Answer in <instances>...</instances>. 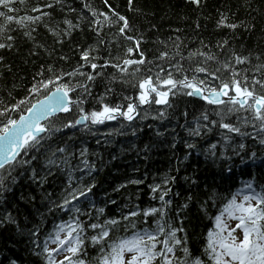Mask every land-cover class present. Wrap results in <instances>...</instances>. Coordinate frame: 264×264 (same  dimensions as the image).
Wrapping results in <instances>:
<instances>
[{
    "label": "trees",
    "instance_id": "16d2710c",
    "mask_svg": "<svg viewBox=\"0 0 264 264\" xmlns=\"http://www.w3.org/2000/svg\"><path fill=\"white\" fill-rule=\"evenodd\" d=\"M44 2L45 0H26L24 4L17 3V15H39L31 9L33 6L42 7ZM47 2L52 3L53 8L43 10L50 12L51 17L44 18L33 26L36 29L32 33L33 38L24 35L25 29H18L11 33L15 37L13 47L0 49V57H3L0 60V111L11 109L20 100L27 101L19 111L9 112L11 118L18 119L33 103L48 94H31L29 89L36 80L52 75V72L48 71L49 68L56 73L71 72L83 63L80 54L89 46L98 48L94 55L99 57L96 61L99 64L107 60L122 63L124 58L140 59L139 52H143L146 62L139 66V72H134L135 65L129 67V73L134 75L119 73L110 66L103 70L97 69L103 74L91 83V95L79 88L71 93L74 101L78 98L83 101L82 106L86 112L99 110L101 97L103 102L110 106L121 105L126 108L129 100L125 97L138 103L135 99L140 91L138 81L147 76H152L155 81L161 67L165 69L160 72L161 78L166 77L168 71H172L177 79L183 78L184 75L191 79L195 75L197 79H204L210 86L216 87L220 85L221 80L230 82L231 69L226 70L223 67L224 63L229 61L241 79L245 76L248 78L249 85L253 79L264 80V67L257 70L258 66H264V0H201L199 6L190 0H133L131 9L127 0H109L111 8L104 0ZM85 4L97 12L111 15L114 10L124 15L131 24V30L126 35L134 39L128 41L125 36H121L118 33L119 25H105L97 35L95 25L91 23L95 18L91 11L85 8ZM222 16L227 17V23H234L237 27L232 29L218 26ZM65 20L71 21L76 27L68 29ZM12 27L17 28L16 25ZM50 28L59 34L54 35ZM60 29H66L70 34L60 33ZM101 40L103 42H100ZM135 40L140 41L138 51L135 49ZM128 47H132L134 52L126 55ZM198 51L212 55L215 59L206 61L202 56L189 59L191 53ZM162 53H167V56L161 58ZM233 54L248 57V62L236 64ZM176 65H181L184 71H176ZM197 66L207 68L208 72H215L219 68L217 75L220 79L213 80L207 73H195L193 69ZM81 70L91 71L87 67ZM40 72L44 73V77L37 75ZM65 80H70L75 85L83 78L65 76ZM256 91L264 94V89L259 85H256ZM169 103L172 107L151 104L146 111L153 117L146 118L141 115L133 120L129 127L124 125L128 121L118 118L103 125H78L57 133V138L68 142L77 155L82 147H86L89 153L97 154L89 156L98 169L93 173L95 180L84 177L86 182H94L96 187L90 193V199L79 200L72 208L65 209L66 206L59 209L43 198L41 189L35 184L29 186V181L25 180L23 184L14 187L15 196L11 193L6 195L10 202L14 201L18 205L22 213H30L27 227L38 231L37 243L41 247L36 248L27 237L20 236H16V239L23 242L13 246L8 240L11 233H4L0 235V248L4 244H7L8 248H14L23 258L21 264H46L42 251L44 240L55 234L60 222L73 221L77 216L84 223L95 222L97 217L101 222L108 219L118 220L119 224L110 233L112 238L129 236L135 231L149 227L150 224L154 227L152 217L145 218L141 214L124 220L123 216L130 211L142 213L150 207H160L158 196L165 187L163 181L165 178L175 177V180L167 185L171 190L165 200L172 202L169 205V215L174 218V226L178 227L181 221L183 222L186 233H178V236L187 234L189 246L195 244L202 251L206 233L214 227L213 218L231 198L238 178H250L258 189L264 188V146L258 141L253 143L251 139L235 137L232 147L239 142L246 145L244 151L248 155L242 160L231 148L225 146L222 139V134L226 132L224 129L212 127L200 137H189L184 125L190 124L194 127L195 118L203 112H208L210 119L217 120L219 117L215 113L221 111L224 106L209 105L183 92L170 94ZM160 112L165 113L164 118L159 117ZM184 113H188L187 117ZM78 117L79 112L73 107L70 114L57 115L51 119L60 126ZM230 122H237L235 115H231ZM2 126L0 124V127ZM247 130L255 134L251 127ZM182 140L195 142L197 148L187 149ZM173 142L176 143L175 148L171 147ZM212 144L217 145L216 157L206 154ZM252 152L256 153L254 161L250 159ZM43 162L42 155L40 163ZM78 163L79 160L74 159L73 168L61 171L58 173V179L49 186L46 185L49 192L55 193L53 200L62 202L63 190L70 183L83 187V182L79 181L82 173L74 170ZM229 167L233 169L231 173L227 171ZM130 180L143 182L131 184ZM222 182L226 185L224 189L220 186ZM156 184L161 185V192L153 193L151 187ZM21 192L36 195L34 204L19 201ZM188 197H191V200H188ZM113 200L115 203H112ZM185 203L188 208L181 210ZM5 208L6 206H0V214L4 213ZM49 208L52 210L49 211ZM75 208H79L80 213H77ZM99 209L104 211L101 213ZM23 218L20 217L21 220ZM145 219L148 220L147 224L144 223ZM96 231L87 229L90 235H95ZM86 244V258L91 264H95V246L90 239L86 240ZM5 255H10L6 248L0 252V259Z\"/></svg>",
    "mask_w": 264,
    "mask_h": 264
},
{
    "label": "snow or ice",
    "instance_id": "6c2138e0",
    "mask_svg": "<svg viewBox=\"0 0 264 264\" xmlns=\"http://www.w3.org/2000/svg\"><path fill=\"white\" fill-rule=\"evenodd\" d=\"M60 0H57L59 3ZM191 3L199 6L201 0H190ZM17 3L24 4L26 0H0V49H11L15 37L11 34L18 29H25L24 35L33 38L32 33L36 30L35 25L40 23L44 18H50L51 13L44 11V8L52 9L53 4L47 0L43 6H33L32 11L39 15H24L18 16L19 9ZM104 3L111 8L109 0H104ZM129 8L133 6V0H127ZM85 8L91 11L95 18L91 23L95 25L97 35L100 34L102 28L107 25L109 27L117 26L118 33L125 36L128 41H132L134 37L126 35L131 30V24L128 18L116 11H111V15L104 12H97L85 4ZM75 11V9H71ZM100 17H103L101 20ZM68 29H73L71 21L65 20ZM16 25L17 28L12 26ZM218 26L229 27L235 29L236 24L227 23V17L222 16L218 21ZM54 35H58L55 29H49ZM60 33L69 35L70 32L66 29H60ZM100 42H103L101 40ZM226 43V42H225ZM140 41L135 40V49L138 51ZM98 48L89 46L82 50L80 60L83 62L74 68L71 72L56 73L51 68V76L36 80L29 92L31 94L40 95L44 92L42 100L32 104L27 109L28 115L21 114L19 119L11 118L9 112H17L21 106L26 104V100H20L11 109L5 108L0 111V206H6L3 214H0V235L11 233L8 240L13 246L22 243V240H17L16 236L27 237L28 240L36 248L41 245L37 243L39 233L35 229H28L29 215L22 213L18 205L10 202L7 193L15 196L14 187L23 184L25 180L29 181V186L35 184L37 188L43 192V198L49 203L54 204L56 208L64 209L71 205L73 201H78L80 197H85L96 187L94 182H86L84 177H89L92 181L95 180L93 173L96 172L97 166L95 162L90 161V155L86 147H82L78 151H73L68 142L57 138L56 134L62 132L63 129L75 128L78 125H103L107 121L116 120L117 117H123L131 122L139 115L138 108L144 105H167L169 97L183 92L190 97H200L209 105L224 106L221 111L215 113L219 119H210L208 112H203L199 117L195 118V126L190 124L184 125L187 129L189 137H200L202 133L210 131L212 127L224 129L226 132L222 134V139L226 147L231 148L236 156L244 159L248 155L244 150L245 143L239 142L235 147H232L235 137L248 138L253 143H258L264 146V94L257 93L256 85L264 89V80L253 79L252 84H248V78L239 77V73L232 68L231 62L226 61L223 67L231 69V80H221L220 85L212 87L204 79H197L195 75L190 79L187 75L177 79L173 76L172 71H168L166 77L161 78L160 72H164V68H160V72L156 74L155 81L152 76H147L138 81L139 94L134 102L132 98L125 97L129 102L126 108L121 105L110 106L103 102V97L100 99L101 107L99 110L86 112L82 106L81 99L73 100L70 93L75 92L78 88L84 93L91 95L90 86L95 82L96 77L103 74L97 69H105L112 67L117 69L119 73L134 75L129 73V67L135 65L134 72H139L141 65H144L146 60L143 52H139L140 59L124 58L122 63L107 60L103 64L96 61L98 56L94 55ZM134 49L128 47L126 55L132 54ZM167 56V53H162L161 58ZM194 56L205 57V60L215 59L212 55H207L203 52L191 53L189 59ZM236 64H244L248 62V57H242L233 54ZM3 57H0L2 60ZM89 68L91 71H82L83 68ZM176 71L183 72L181 65L174 66ZM261 67L258 66L259 71ZM151 71V69H149ZM195 73H207L213 80L220 79L217 73L208 72V69L203 66H197L193 69ZM44 77V73L37 74ZM67 77H82L83 80H78L75 85ZM35 79V77H34ZM135 86V85H134ZM54 89V90H53ZM110 91V89H109ZM154 94V95H153ZM227 97V100L224 99ZM73 107L79 112V118L68 120L57 126L51 119L58 113L70 114ZM245 115H240V113ZM187 117L188 113H184ZM231 115L236 116V123L230 122ZM160 118L165 117L164 112L159 113ZM42 121H48L47 124ZM87 122V123H86ZM251 127L255 130L252 134L247 129ZM175 131V130H173ZM135 134V133H133ZM161 135V133H157ZM71 139V138H69ZM175 141V137H174ZM99 143V141H97ZM185 147L190 150H195L197 144L189 140H182ZM150 147V146H148ZM171 147L175 148L176 143L173 142ZM216 144H212L207 150V155L216 157ZM147 150V148H146ZM190 154V153H189ZM44 156L43 164L40 163L41 156ZM256 158V153L252 152L250 159L253 161ZM78 159L79 163L74 170L82 173L79 181L83 182V187L72 185L71 183L63 190L62 202L53 200L54 192H49L46 185L51 184L58 179V173L63 170L73 168L72 161ZM115 159V157H113ZM187 159V155L185 156ZM231 159V157H228ZM264 163V161H262ZM229 173L233 171L231 167L227 169ZM71 177V173H69ZM175 177L165 178L162 194L158 196L161 201L160 207H150L142 211H130L123 216L124 220H129L130 217H137L142 214L143 217H152L154 227L150 224L149 227L135 231L130 236L112 238L110 233L113 228L119 224L116 219H108L100 221L96 218L95 222L84 223L79 216L75 217L71 223L65 222L57 226L54 235H50L48 240L56 245L54 248H49L48 240L42 246V251L45 254L47 264H91L87 259V244L86 240L91 241L97 252L95 264H264V188L257 191L253 183L247 182L244 189L238 190L231 195V198L224 204L218 215L214 216V227L208 230L204 239L202 251L193 244L189 246V238L187 234L178 236V233H186L181 221L180 226H174L173 217L169 215L170 200H165L170 188L167 185L174 181ZM141 180H130L131 184H140ZM125 187V185H121ZM119 189H116L118 191ZM153 193L161 192V185L156 184L151 187ZM19 201L26 204H34L37 196L31 193L21 192ZM191 200V197L187 198ZM112 203H115L113 200ZM188 208L185 203L181 206V210ZM11 209L12 211H9ZM52 209L49 208V211ZM13 211L15 215H13ZM77 213H80L79 208H75ZM99 209V212H103ZM87 215V213H85ZM24 218L21 220L20 217ZM91 219V217H90ZM144 223H148L145 219ZM135 228V224L132 225ZM96 231L95 235L87 233V229ZM10 253L0 259V264H21L20 257L14 248H8L4 244L0 248V252L4 249ZM26 251L28 249H25ZM63 256L62 259L59 257Z\"/></svg>",
    "mask_w": 264,
    "mask_h": 264
},
{
    "label": "bare ground",
    "instance_id": "6f19581e",
    "mask_svg": "<svg viewBox=\"0 0 264 264\" xmlns=\"http://www.w3.org/2000/svg\"><path fill=\"white\" fill-rule=\"evenodd\" d=\"M141 114H142L144 117H146V118L153 117V115L150 114L148 111H142ZM48 186H49V185H48ZM220 186H222V188L224 189L226 185H225L224 182H222V183H220Z\"/></svg>",
    "mask_w": 264,
    "mask_h": 264
},
{
    "label": "water",
    "instance_id": "95a60500",
    "mask_svg": "<svg viewBox=\"0 0 264 264\" xmlns=\"http://www.w3.org/2000/svg\"><path fill=\"white\" fill-rule=\"evenodd\" d=\"M197 98L201 99V98H200V97H198V96H197ZM224 99H225V100H227V97H224ZM41 100H42V99H41ZM28 114H29V113H28V112H26V114H24V115H28ZM58 114H59V113H58ZM44 122H45V121H42V123H44Z\"/></svg>",
    "mask_w": 264,
    "mask_h": 264
},
{
    "label": "rangeland",
    "instance_id": "374dc122",
    "mask_svg": "<svg viewBox=\"0 0 264 264\" xmlns=\"http://www.w3.org/2000/svg\"><path fill=\"white\" fill-rule=\"evenodd\" d=\"M246 183H247V182H244V183H243V186H242L241 189H244V185H245ZM54 247H56V245H53V246H52V248H54Z\"/></svg>",
    "mask_w": 264,
    "mask_h": 264
}]
</instances>
